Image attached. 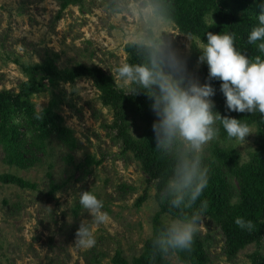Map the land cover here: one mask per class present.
Listing matches in <instances>:
<instances>
[{"label":"rangeland","instance_id":"rangeland-1","mask_svg":"<svg viewBox=\"0 0 264 264\" xmlns=\"http://www.w3.org/2000/svg\"><path fill=\"white\" fill-rule=\"evenodd\" d=\"M154 42L174 45L185 58L193 55V47L197 54L203 47L194 35L181 33L174 23L158 16L146 0H83L65 9L59 0H0V91L18 93L25 87L27 79L16 62L31 65L56 55L59 69L96 66L127 92L130 84H124L116 71L130 57L126 47ZM204 66L208 69L198 57L194 69ZM39 83L43 92L30 97L36 112L52 107L62 125L74 132L77 147L69 151L50 137L46 152L37 153L41 161L27 171L3 163L0 147V174H16L36 184L35 190H27L0 183V264H112L116 251L130 262L142 254L152 236V218L159 210L154 184L147 182L129 152L121 153L114 139V113L103 104L92 79L79 77L70 84L39 77ZM143 114L127 110L130 137L139 138L146 130ZM19 121L15 119L21 125ZM255 134V127H250L245 140L233 138L220 144L233 146L247 161L255 148ZM211 144L212 140L200 153L209 160ZM68 153L76 164L86 156L100 163L74 169L64 161ZM51 178L56 184L66 182L53 196L48 194ZM83 191L103 200L106 222L97 224L79 203ZM161 218L167 225L177 220L167 213ZM81 223L95 235L97 242L90 249L75 244ZM196 233L205 240L207 264H251L255 244L229 259L223 254L222 233L210 219L201 217ZM168 258L171 264H185L176 254ZM258 261L264 264V241Z\"/></svg>","mask_w":264,"mask_h":264},{"label":"trees","instance_id":"trees-1","mask_svg":"<svg viewBox=\"0 0 264 264\" xmlns=\"http://www.w3.org/2000/svg\"><path fill=\"white\" fill-rule=\"evenodd\" d=\"M61 8L69 5H80L83 0H59ZM154 12L161 18L171 21L183 34H191L202 43L207 42V32L214 34L234 33V45L249 58L256 56L264 58V53L258 50L256 44L248 43V35L252 27L258 25L256 0H146ZM210 19V22H207ZM174 47V45H171ZM193 55L189 58L182 56L187 63L188 71L199 78L201 83L208 79V69L204 66L194 69L197 54L196 47L192 48ZM127 63L146 65L150 60V46L128 45ZM58 57H46L41 63L19 64L27 79L25 87L18 93L0 91V147L5 153L3 163L9 167L27 171L35 162L41 160L38 152H46V141L54 138L69 151L77 147L74 132L62 125V118L53 108L49 107L37 113L30 97L43 92L39 77H47L65 83H74L79 77H89L101 93L103 104L108 105L114 113L116 136L122 147L121 153L129 152L139 162L141 170L147 177V182L156 188V200L159 210L152 218L153 232L147 240L144 251L140 256L129 262L120 251H116L112 264H171L169 256L176 254L185 264H207L205 240L197 233L191 249L169 250L164 252L155 247L153 241L160 231L168 225L162 221V215L170 214L173 218L184 219L194 213H200V218L210 219L219 227L223 236V254L231 259L240 250L255 244L256 250L249 257L251 264H258V255L264 241V114L259 111L237 112L229 111L225 97L220 91L221 81L212 79L210 83L216 89L212 99L215 109L221 116H230L242 120L250 127H255V148L249 153V159L242 161L233 146L221 145L220 141L229 138L219 121L216 126L220 129L218 138L212 140L209 148L210 159L202 158L203 166L208 169V184L201 196L190 207L175 208L164 196L166 182L171 178L175 166V153L162 154L157 149L153 123L158 120L152 111L153 100L144 92L133 95L122 88H118L114 79L103 73L96 66L72 67L59 69L56 64ZM131 86V85H130ZM128 109L142 111V120L146 122V130L139 138H132L128 134L126 115ZM19 118L21 125L15 122ZM23 128L26 130L24 131ZM31 156L26 158V154ZM71 153V152H70ZM68 153L64 161L72 168H86L92 164L98 165L92 156H86L76 164L74 156ZM0 183L14 185L20 189L35 190L36 184L12 173L0 174ZM63 184H56L52 178L48 194L53 196L63 188ZM142 197L137 204H141ZM203 208V211L201 209ZM237 218L251 220L253 228H241L236 224Z\"/></svg>","mask_w":264,"mask_h":264},{"label":"clouds","instance_id":"clouds-1","mask_svg":"<svg viewBox=\"0 0 264 264\" xmlns=\"http://www.w3.org/2000/svg\"><path fill=\"white\" fill-rule=\"evenodd\" d=\"M258 25L252 27L248 43L256 44L264 53V0H256ZM207 42L199 51V62L208 66V79L201 83L187 69L186 60L171 46L152 43L146 65L124 63L116 71L124 84H130L127 95L144 91L158 120L153 123L157 149L167 155L175 153L173 175L166 182L164 196L175 208L190 207L208 184V169L200 153L209 141L218 138L219 121L229 138L241 141L250 135V126L242 120L221 116L212 97L216 89L212 79L221 81L220 91L229 111L264 114V58H249L234 45V33L207 32ZM79 203L94 217L97 224L108 220L103 200L91 191L79 195ZM203 211V208L201 209ZM200 223V213L177 219L160 231L153 244L160 250L191 249ZM242 229L253 228L251 220L237 218ZM91 228L83 223L76 233V242L83 249L96 244Z\"/></svg>","mask_w":264,"mask_h":264}]
</instances>
